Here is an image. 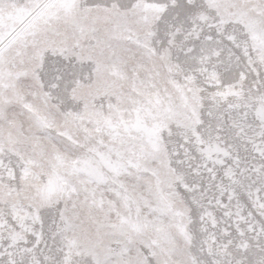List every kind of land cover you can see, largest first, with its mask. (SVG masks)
I'll list each match as a JSON object with an SVG mask.
<instances>
[{"label": "snow or ice", "instance_id": "6c2138e0", "mask_svg": "<svg viewBox=\"0 0 264 264\" xmlns=\"http://www.w3.org/2000/svg\"><path fill=\"white\" fill-rule=\"evenodd\" d=\"M0 264H264V0H0Z\"/></svg>", "mask_w": 264, "mask_h": 264}]
</instances>
